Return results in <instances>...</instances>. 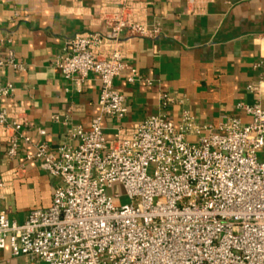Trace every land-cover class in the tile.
<instances>
[{"label": "built area", "instance_id": "built-area-1", "mask_svg": "<svg viewBox=\"0 0 264 264\" xmlns=\"http://www.w3.org/2000/svg\"><path fill=\"white\" fill-rule=\"evenodd\" d=\"M140 5L114 0L100 12L105 34L74 35L52 62L77 93L90 78L99 82V114L87 130L66 115L64 141L53 150L23 134L21 107L0 104L6 158L30 146L24 159L56 181L50 206L17 223L3 210L8 193L0 179V250L8 246L29 264H264V161L257 157L264 152V108L238 104L248 124L229 118L203 126L182 111L176 123L150 116L116 128L111 138L103 134L105 118L121 121L128 112L114 81L151 85L124 63L126 39L159 33L141 22ZM197 5L189 0L188 12H198ZM2 67L25 71L12 53ZM12 93L0 86V100ZM160 101L166 107L174 99L162 94ZM115 183L125 191L120 206L106 195Z\"/></svg>", "mask_w": 264, "mask_h": 264}, {"label": "crops", "instance_id": "crops-1", "mask_svg": "<svg viewBox=\"0 0 264 264\" xmlns=\"http://www.w3.org/2000/svg\"><path fill=\"white\" fill-rule=\"evenodd\" d=\"M136 1L143 10L141 22L148 29L157 26L159 33L154 39H126L124 63L151 85L114 81L128 112L121 121H102L106 138L150 116L176 123L188 111L200 125L217 128L229 118L250 122L238 104L264 108V0H195V14L188 12L189 0ZM112 6L114 0H0V60L12 53L25 66L24 72L0 68V86L13 89L0 104L8 111L23 109V134L33 141L43 140L54 150L64 141L66 115L85 130L98 116L97 79L90 78L77 93L52 62L74 35L105 34L100 12ZM250 86H258V93L250 92ZM162 94L174 102L162 107ZM30 152V146L22 145L18 156L8 160L0 132V179L8 193L2 207L17 223L33 210L48 208L56 185L37 163L24 159ZM0 264L29 263L13 257L6 246Z\"/></svg>", "mask_w": 264, "mask_h": 264}, {"label": "rangeland", "instance_id": "rangeland-1", "mask_svg": "<svg viewBox=\"0 0 264 264\" xmlns=\"http://www.w3.org/2000/svg\"><path fill=\"white\" fill-rule=\"evenodd\" d=\"M257 155H258L257 157L259 159L264 161V152H261V153L259 152ZM151 172H152V167H150V169H149V174H151ZM106 195L108 197H112V198H114L115 196L118 197V199H114V201H113V204L115 206H120L124 203H127L126 198H125V191H124L123 187L118 183H115L110 188H108L106 190Z\"/></svg>", "mask_w": 264, "mask_h": 264}]
</instances>
